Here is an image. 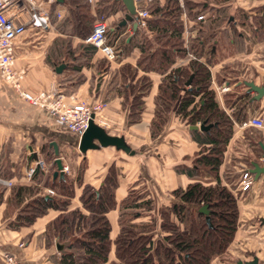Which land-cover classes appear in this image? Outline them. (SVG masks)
<instances>
[{
	"label": "crops",
	"instance_id": "crops-1",
	"mask_svg": "<svg viewBox=\"0 0 264 264\" xmlns=\"http://www.w3.org/2000/svg\"><path fill=\"white\" fill-rule=\"evenodd\" d=\"M38 1L43 2L49 13L64 12V0H56L51 5L45 4V0ZM174 1L181 10V41L187 52L183 57L176 55L169 70L186 67L194 60L189 44L198 40L200 35L204 39L211 38L214 42L209 54H212L208 67L210 89L214 92L218 107L233 122L219 177L225 170H231L229 174L237 179L235 190H230L232 194H240L237 202L239 220L233 242L222 261L225 260V264H264V174L252 173L254 164L264 166V128L259 130L243 126L252 117L264 121V33L254 34L247 27L252 18L257 16V9L264 8V0H193L184 1L183 8ZM96 2H89L91 10L95 9ZM166 2L152 0L147 3V7L158 10ZM187 2L201 3L203 9L188 12ZM51 13L47 32L27 31L17 43L14 68L24 73L20 80L21 88L33 94L54 92L64 96L67 101L74 97L89 104L103 102L105 105L97 114L95 124L110 136L122 137L136 155L129 156L114 147L87 150L84 154L77 152L78 140L72 134L61 128L45 110L24 102L0 78V264H4V254L12 255L19 264H60L61 256L67 252L66 245L72 240L81 239L85 232L81 224L79 231L74 232L67 242L60 243L55 237L47 239V226L61 214V211L53 209L47 210L31 225L11 226L18 211L31 200L25 198L20 205L16 204L13 201V188L36 186L40 195H46L47 190L53 191L49 182L59 180L53 178L56 167L52 168L55 156L51 142L57 145L62 169L67 168L64 176L74 182V196L70 199L67 212L79 210L87 216L88 212L80 202L83 188L98 190L112 170L116 206L106 213L111 245L105 264L118 263L114 240L120 230L119 206L129 192L150 194L155 203L150 214L156 217V211L162 204L172 202L170 194L173 190L184 189L194 182L213 185L216 180L187 175L186 170L191 166L192 157L198 152L199 146L189 127L176 114L177 103L168 113L161 132L155 137L151 136L155 99L165 74L138 69L137 78L146 76L150 87L143 98L144 106L139 121L129 124L121 69L124 65L136 67L139 49L134 48L129 52L124 50L119 60L113 61L107 60L94 46L93 53H83L80 47L82 40L71 32L68 25L63 31L59 30ZM201 13L207 19L197 23L195 16ZM242 15L248 17V22L243 20ZM151 18L155 19V16ZM136 27L134 22H126L115 45L118 46L122 41L127 44ZM142 33L152 38L151 33ZM63 41L65 46L70 44V55L62 48ZM209 55L204 54L199 61L205 62ZM54 64L60 65L55 67ZM60 66L63 69L57 72ZM224 76L226 82L221 83L218 79ZM245 83L260 88V97L257 98L256 92ZM128 98L131 101L132 96ZM37 162L44 164V171L37 170L35 172L41 175L29 177V169L34 168ZM81 162H84L82 167ZM50 170L52 173L48 178ZM246 171L251 175L252 185L243 190L241 182ZM78 174L81 181L79 185L76 183ZM6 182H10V185ZM224 185L228 186L226 183ZM148 219L149 215L145 213L135 222ZM57 245L61 248H57Z\"/></svg>",
	"mask_w": 264,
	"mask_h": 264
},
{
	"label": "trees",
	"instance_id": "trees-1",
	"mask_svg": "<svg viewBox=\"0 0 264 264\" xmlns=\"http://www.w3.org/2000/svg\"><path fill=\"white\" fill-rule=\"evenodd\" d=\"M96 3L95 9L91 10L90 3L85 0H64V12L60 18L56 17L55 11L50 13L59 30L63 31L68 25L71 32L82 40L80 47L83 53H93L95 50L92 45L83 41L91 33L94 22L106 20L108 16L114 19L107 26L106 38L107 44L114 49L115 60H119L124 50L129 52L138 48L140 52L136 67L124 65L121 69L124 78V105L129 108L128 123L139 121L144 106L143 98L150 87L146 76L137 78L138 69L165 74L155 99L151 136L155 137L161 132L175 103L176 114L188 127L203 122L211 124L207 131L191 130L199 150L192 157L189 169L182 170H186L189 176H207L216 180L213 185L194 182L184 189L173 190L171 195L175 201L161 206L156 211V217L150 214L155 208L150 194L129 192L119 206L120 230L114 240L118 263L108 264H211L212 260L227 253L239 220L237 200L230 188L221 184L219 177L223 154L232 135L233 122L218 107L214 92L210 89L208 67L212 54H209L214 41L200 35L198 40L189 44L194 60L186 67L169 70L174 57H183L187 52L181 41V10L174 0H167L158 10L149 9L146 5L149 17L138 24L127 44L122 41L118 46L114 42L123 32L125 25H121V22L127 14L124 2L97 0ZM186 5L188 12L203 9L201 3L187 2ZM151 16H155V19ZM242 18L248 22L246 15H242ZM210 25L212 24L208 26ZM247 27L254 34L264 33V8L257 9V16L252 18ZM143 31L151 33L152 38H147ZM64 43L63 41L62 48L70 55V44L65 46ZM204 54L209 55L205 62L199 61ZM59 65L54 64L55 67ZM188 80L190 84L186 87ZM218 80L224 83L226 77ZM129 96H132L131 101ZM82 164L84 162H81V167ZM54 167L56 165L53 162L52 168ZM34 175L39 176L41 173L35 172ZM76 181L79 185L80 174ZM49 186L55 191V195H40L36 186L13 188V201L16 204L20 205L25 198L31 200L18 211L11 226H28L47 210H59L60 216L46 228L47 239L55 237L58 242L64 243L74 232L79 231L81 224L85 227L81 239L72 240L66 245L67 252L61 256L60 264L107 263L111 241L106 213L116 206L112 191L115 186L112 170L98 190L83 188L80 202L88 212L87 216L79 210L67 212L70 199L74 196V182L69 177L49 182ZM145 213L149 215L147 221L135 222ZM157 232L160 236L156 235Z\"/></svg>",
	"mask_w": 264,
	"mask_h": 264
},
{
	"label": "built area",
	"instance_id": "built-area-1",
	"mask_svg": "<svg viewBox=\"0 0 264 264\" xmlns=\"http://www.w3.org/2000/svg\"><path fill=\"white\" fill-rule=\"evenodd\" d=\"M93 2L95 0H85ZM134 4L137 23L149 17L145 6L152 0H132ZM181 8L184 7V1L176 0ZM56 0H45V4H53ZM57 18L61 17V11L55 13ZM207 19L206 15L201 13L195 16L197 23H203ZM50 29V13L43 2L38 0H0V78L9 84L19 95V97L28 105L41 108L51 115L55 122L66 132L72 134L77 140L81 138L87 130L90 120L95 119L97 114L103 109V102L89 104L85 101L70 97L66 100L64 96L54 92L30 93L20 86V80L23 71H17L14 68L16 59V46L20 38L27 31L47 32ZM107 24L104 20H97L92 26L91 33L84 38V42L94 46L104 57L113 61L116 54L112 46L107 44ZM200 124H196L199 126ZM244 127L263 129L264 121L258 117H252L243 123ZM45 166L42 162H37L34 168H30L28 176H32L35 171L43 172ZM63 172L67 171L63 167ZM1 182V180H0ZM10 185V182H6ZM242 189L246 190L252 185L251 175L246 171L242 176ZM46 195L53 196L52 190H47ZM4 264H19L10 254L3 255Z\"/></svg>",
	"mask_w": 264,
	"mask_h": 264
},
{
	"label": "water",
	"instance_id": "water-1",
	"mask_svg": "<svg viewBox=\"0 0 264 264\" xmlns=\"http://www.w3.org/2000/svg\"><path fill=\"white\" fill-rule=\"evenodd\" d=\"M61 1V0H58ZM125 4L127 9V14L125 15L124 19L121 22V25H125L126 22H134V28L137 26V21L134 17V4L132 0H122ZM63 66L57 68V72L61 71ZM190 84V80L185 83V86ZM245 85L252 91L256 92L258 97H260L262 90L260 88L255 87L252 83H245ZM212 125H206L205 122L200 124L199 126H190V130H200V131H207ZM54 150L55 160L54 163L56 165V170L53 172V178L63 179L64 172L62 170V163L60 158H58V149L57 145L54 142L50 144ZM106 147H114L116 150H120L127 155L133 156L134 151H132L127 144L125 143L122 137L110 136L108 135L102 128L97 126L93 120H90L87 130L81 136V138L77 142V149L80 153L84 154L87 150H97L99 148H106ZM263 159H264V149H263ZM254 169L252 173L260 172L264 174V166L260 167L257 164L253 165ZM57 248H61V246L57 245ZM241 264V263H237Z\"/></svg>",
	"mask_w": 264,
	"mask_h": 264
},
{
	"label": "rangeland",
	"instance_id": "rangeland-1",
	"mask_svg": "<svg viewBox=\"0 0 264 264\" xmlns=\"http://www.w3.org/2000/svg\"><path fill=\"white\" fill-rule=\"evenodd\" d=\"M114 9V8H113ZM114 19L111 17V16H108L107 18H106V20H104L105 22H106V24L107 25H109V24H111V23H113L114 21H113ZM38 32V31H37ZM127 66V65H126ZM130 66V65H129ZM172 108H173V106H172ZM172 108H171V110H172ZM76 151L78 152V149H77V146H76ZM134 155H136V153L134 154ZM133 155V156H134ZM130 156V155H129ZM231 172V170L230 171H228V170H225L224 171V173H222V175L220 176V178H221V184H223L224 185V183H226V184H228V186H226V187H228V188H230V189H232V190H235V184H236V178H235V176H233V175H231V174H229ZM204 176V175H203ZM204 177H206V178H209V177H207V176H204ZM222 181H224V183H222ZM50 190V189H49ZM140 191L142 190V189H139ZM53 192H54V190H53ZM139 192V191H138ZM142 192V191H141ZM136 194H139V193H136ZM145 194V193H144ZM54 195H55V192H54ZM171 195V194H170ZM234 196H235V198H236V200H237V202L239 201V196H240V194H234ZM171 199V201L172 202H174L175 201V199H174V197L171 195V197H170ZM169 204V203H168ZM163 205H167V203H164V204H162V206ZM238 205V204H237ZM154 207H155V203H154ZM123 219H125V217L123 218ZM156 235H159L160 236V233L159 232H157V234ZM227 255V253L225 254V255H223L222 257H220L219 259H214V260H212L211 261V264H222V263H224V261L225 260H223L222 261V259H224L225 258V256ZM226 263V262H225ZM224 263V264H225Z\"/></svg>",
	"mask_w": 264,
	"mask_h": 264
}]
</instances>
